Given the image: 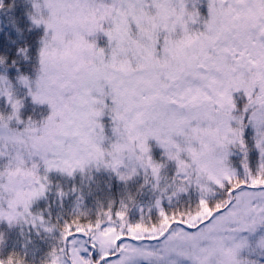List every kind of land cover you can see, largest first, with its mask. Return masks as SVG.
Here are the masks:
<instances>
[{
  "label": "snow or ice",
  "instance_id": "6c2138e0",
  "mask_svg": "<svg viewBox=\"0 0 264 264\" xmlns=\"http://www.w3.org/2000/svg\"><path fill=\"white\" fill-rule=\"evenodd\" d=\"M30 3L28 19L43 34L34 75L17 69L16 82L49 111L22 117L24 97L0 55L10 109L0 111V223L23 220L59 237L44 264H258L244 254V233L264 227V0ZM16 52L29 59L27 46ZM125 159L156 193L147 206L122 198L55 220L50 205L33 210L52 190L50 173L103 168L126 182L139 173H121ZM56 194L62 206L68 193ZM257 245L264 249V235ZM0 264L24 260L11 252Z\"/></svg>",
  "mask_w": 264,
  "mask_h": 264
},
{
  "label": "trees",
  "instance_id": "16d2710c",
  "mask_svg": "<svg viewBox=\"0 0 264 264\" xmlns=\"http://www.w3.org/2000/svg\"><path fill=\"white\" fill-rule=\"evenodd\" d=\"M5 7L0 9V55H5L9 59L7 61L9 67L7 74L13 81L17 94L24 97V107L21 110L22 117L27 119L31 116L34 119H41L47 115L49 108L46 104L40 105L32 102L29 96H26V89L16 82L18 74L17 69L21 72L34 75V68L37 63V53L39 48V38L43 34V26L35 27L31 25L27 13L31 10L30 0H4ZM11 5V7H9ZM201 10L206 13V5L201 6ZM16 27L21 29L17 32ZM104 43L103 37L99 41ZM28 47L29 59L25 60L23 55L17 54L18 47ZM12 59L17 63L13 65ZM5 71L4 66L0 65V72ZM10 109L5 104L4 99H0V111L7 112ZM108 118L105 117L107 123ZM22 127V125H20ZM109 130V135H110ZM254 131L251 127L246 130V137L250 147L249 158L254 165L258 160V151L253 146L252 136ZM152 152L155 158L161 159L162 149L153 141ZM231 155L230 159L233 164L239 166L242 154L238 150ZM173 165H169L171 172ZM53 180L52 190L48 193L47 199H41L33 205V210L46 209L51 206L52 219L62 216L67 219L72 215L81 212L95 215L101 204L107 207L109 201H115L117 204L120 199H128L134 197L137 202L143 203L146 200L154 198L156 193L153 192L151 183L144 184L145 176L142 170L140 174L126 182L117 180L116 176L103 168L97 171L92 168L82 175L77 172L74 178L61 175L58 172L50 173ZM150 179V177H149ZM77 186V192L72 193L71 187ZM63 187L68 193L63 200V205L57 198L56 188ZM82 193L83 199H77ZM167 203V202H165ZM47 215V212L45 213ZM264 230V227H261ZM0 235H3L6 244L0 246V256H6L13 252L24 260V264H44L46 254L49 248L56 243L59 237L49 236L41 231L38 235L35 230H30V226L21 227L13 225L11 228L0 223Z\"/></svg>",
  "mask_w": 264,
  "mask_h": 264
},
{
  "label": "rangeland",
  "instance_id": "374dc122",
  "mask_svg": "<svg viewBox=\"0 0 264 264\" xmlns=\"http://www.w3.org/2000/svg\"><path fill=\"white\" fill-rule=\"evenodd\" d=\"M18 93V92H17ZM1 99V98H0ZM153 141L155 142L154 140H150V142ZM156 143V142H155ZM235 151H233L234 153ZM232 153V154H233ZM125 164L128 165L127 168H124L122 167L120 169L121 173H123L124 175H129V173H131V169L132 167H137L138 169V173L140 174V170H139V167L138 165H135L134 163H130L127 159H125ZM139 174H135L132 176V178L138 176ZM130 178V179H132ZM152 199L150 200H146L145 202H143L142 204H144L145 206H147V204L151 201ZM18 226H21V227H27V226H30L28 224H26L23 220H21V222L19 223ZM244 235L248 236L249 238V242H250V249L249 250H246L245 251V255L249 257V259H252V260H256L258 261V264H264V249H260L257 245V242H258V239L261 235H264V230L263 228H259L255 233H252V234H249V233H244ZM145 243H150V244H155L156 242L155 241H146ZM143 264V262H142ZM182 264H190V261H187V260H183L182 261Z\"/></svg>",
  "mask_w": 264,
  "mask_h": 264
}]
</instances>
